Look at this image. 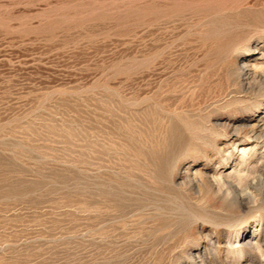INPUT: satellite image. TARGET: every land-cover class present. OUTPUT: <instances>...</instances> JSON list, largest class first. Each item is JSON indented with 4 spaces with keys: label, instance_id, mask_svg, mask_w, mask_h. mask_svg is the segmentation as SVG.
Listing matches in <instances>:
<instances>
[{
    "label": "rangeland",
    "instance_id": "1",
    "mask_svg": "<svg viewBox=\"0 0 264 264\" xmlns=\"http://www.w3.org/2000/svg\"><path fill=\"white\" fill-rule=\"evenodd\" d=\"M258 114L264 0H0V264H263Z\"/></svg>",
    "mask_w": 264,
    "mask_h": 264
},
{
    "label": "bare ground",
    "instance_id": "2",
    "mask_svg": "<svg viewBox=\"0 0 264 264\" xmlns=\"http://www.w3.org/2000/svg\"><path fill=\"white\" fill-rule=\"evenodd\" d=\"M238 49V48H237ZM237 60V59H236ZM239 62V61H238ZM243 66H242V70L243 71H247V70H249L248 69V67H249V62L247 61V60H243ZM254 66V65H253ZM225 67V66H224ZM239 68V67H238ZM251 68V67H250ZM228 69V68H227ZM237 69V68H236ZM231 71V70H230ZM234 72V71H233ZM250 72V71H249ZM235 73V72H234ZM231 74V73H230ZM233 74V73H232ZM247 74H249V73H247ZM259 79V78H258ZM258 85V84H257ZM261 121H262V118H261V116H260V114H258L255 118H254V121L252 122V124H250V128H249V130H248V132H249V136L250 137H253L255 140L256 139H258L261 135H262V133L264 132V122L263 123H261ZM248 122V121H247ZM247 125V124H246ZM246 130V131H247ZM239 132V131H238ZM233 133H234V131H233ZM236 133V132H235ZM248 136V135H247ZM211 181H212V179H210ZM214 180V179H213ZM215 183V182H214ZM207 184H208V181H207ZM198 185V184H197ZM212 185V184H211ZM202 186V185H201ZM206 186V185H205ZM209 189V188H208ZM245 205V204H244ZM252 208V207H251ZM261 208V207H260ZM262 209V208H261ZM234 226V225H233ZM256 234H258V235H260V233L258 232V233H255V230L254 231H247L246 233H243L242 234V237H246L247 239H248V237H250L247 241H246V238L244 239L245 241H244V244L245 245H250V246H252V247H256L257 248V250L260 252V253H262V255H264V244L259 240V238L255 241V242H253V239L254 238H256ZM208 239V238H207ZM209 242H211V241H209ZM210 244V243H209ZM233 246V245H232ZM238 247V246H237ZM234 248H236V247H234ZM243 248V247H242ZM205 250H206V248H205ZM235 250V249H234ZM236 251V250H235ZM234 251V252H235ZM204 261V260H203ZM205 262V261H204ZM206 263V262H205ZM204 264V263H203ZM264 264V263H263Z\"/></svg>",
    "mask_w": 264,
    "mask_h": 264
}]
</instances>
